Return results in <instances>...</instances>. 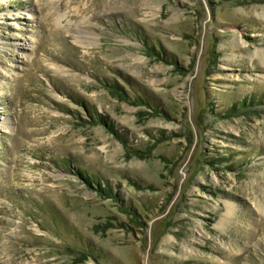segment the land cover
Here are the masks:
<instances>
[{
    "label": "rangeland",
    "instance_id": "rangeland-1",
    "mask_svg": "<svg viewBox=\"0 0 264 264\" xmlns=\"http://www.w3.org/2000/svg\"><path fill=\"white\" fill-rule=\"evenodd\" d=\"M4 121L0 264H264V0H0Z\"/></svg>",
    "mask_w": 264,
    "mask_h": 264
},
{
    "label": "trees",
    "instance_id": "trees-1",
    "mask_svg": "<svg viewBox=\"0 0 264 264\" xmlns=\"http://www.w3.org/2000/svg\"><path fill=\"white\" fill-rule=\"evenodd\" d=\"M104 87H106L107 89H112L113 91H116L117 93L119 92L123 93V90L121 89V87L118 86V84H116L115 82L110 83V84H105ZM246 102L247 104L251 103L248 100ZM243 104L241 103L240 106L242 107ZM237 108L238 106H233L230 110L233 111ZM95 116H96V120H94L93 117L91 116L92 119L94 120L93 122L99 123L101 126L106 128L112 135H114L117 139L125 143V141L118 135V133L116 132L112 124H110V122L103 115L95 113ZM83 179L85 180L86 183H90L86 177H83Z\"/></svg>",
    "mask_w": 264,
    "mask_h": 264
},
{
    "label": "bare ground",
    "instance_id": "bare-ground-1",
    "mask_svg": "<svg viewBox=\"0 0 264 264\" xmlns=\"http://www.w3.org/2000/svg\"><path fill=\"white\" fill-rule=\"evenodd\" d=\"M0 128H3V129H9V123H7V121H4L3 124L0 123Z\"/></svg>",
    "mask_w": 264,
    "mask_h": 264
}]
</instances>
